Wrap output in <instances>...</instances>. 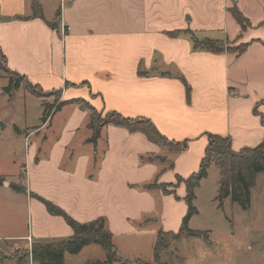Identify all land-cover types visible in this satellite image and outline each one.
<instances>
[{
	"label": "crops",
	"instance_id": "1",
	"mask_svg": "<svg viewBox=\"0 0 264 264\" xmlns=\"http://www.w3.org/2000/svg\"><path fill=\"white\" fill-rule=\"evenodd\" d=\"M34 3L41 8L42 19L32 17ZM233 6L248 20L247 28L241 29L228 12ZM174 31L187 33L171 37ZM215 31L220 35H208ZM189 32L197 39L246 48L239 55L194 51ZM0 55L5 67L43 93L59 92L64 105L49 116L44 140L55 135L61 118L67 120L65 129L70 127L61 137H82L68 162L83 151L87 157H75L72 176L65 174L64 156L52 159L57 161L53 173L61 174L66 185L76 179L78 170L81 175L93 170L89 180L106 181L107 186L113 185L119 170L140 175L144 184L157 177L158 183L175 184L176 176L186 179L198 171L207 135L229 138L234 152L255 148L264 139V0H0ZM180 79L190 87L189 101ZM81 100L95 112L149 120L168 141L187 140V148L165 153L143 134L112 125L102 127L92 144L87 129L91 113L79 108ZM80 147L85 150L80 152ZM40 148L32 149L34 158ZM48 157L43 153L42 159ZM159 157L168 163L163 170ZM148 191L138 198L149 197L148 208H138L140 217L152 209L148 195L158 192ZM157 194L163 211L177 203L172 195ZM174 194L183 200L184 185ZM42 197L62 209L58 199ZM41 208L45 221L55 223L57 217ZM28 232L0 235V252L6 247L3 241L26 242L29 237L32 244L51 237L36 229L33 220ZM70 234L68 229L61 238Z\"/></svg>",
	"mask_w": 264,
	"mask_h": 264
},
{
	"label": "rangeland",
	"instance_id": "2",
	"mask_svg": "<svg viewBox=\"0 0 264 264\" xmlns=\"http://www.w3.org/2000/svg\"><path fill=\"white\" fill-rule=\"evenodd\" d=\"M214 34L220 35L217 31L208 33L209 36ZM10 77L9 70L0 58V224L4 222L5 226L0 230V235L27 234V229L31 234L30 223L33 220L36 229L48 231L46 235L51 236L41 239V242L63 239L61 237L68 231L66 224L59 217L54 220L55 223L46 222V214H43L41 208L44 206L37 199H44L42 194L48 197L51 195L58 199L66 214L77 221L87 223L103 219L105 227L112 234L117 255L128 264H152L153 246L159 230L174 234L181 227V221L187 213L184 199L173 202L175 205L170 211H163V200L155 196L157 193L159 196L161 191L150 192L148 196H152V209L140 217L142 215L138 208L147 209L146 201L149 197L141 201L138 198L149 192L145 188L147 185L161 184L158 183V177L152 183L144 184L140 175L131 174V171L126 174V171L119 170L115 172L117 176L113 185L107 186L106 181L101 183L100 180H89L93 170L83 175L78 170L74 171L76 179L72 183H62L61 174L53 173L55 164L63 156L68 162L71 150L78 147L76 144H79L82 137H61L60 133L64 130L66 133L70 128L65 129L67 120L61 118L57 120L55 135L49 134L44 140L49 126L48 117L42 122L44 110L50 112L60 103V96L43 92L41 97L34 96L25 85L14 91L9 87ZM110 115L96 111L95 121L97 124L106 122ZM39 145H42L41 152H34V158L31 155L32 149ZM82 150L85 148L80 147V152ZM163 151L170 152L164 148ZM43 153H49V157L42 159ZM85 153L83 151L75 157L86 159ZM75 157L66 165L65 174L72 176ZM159 158L163 170L168 163H165V158ZM35 165L38 168L33 170ZM208 171L199 188L194 191L192 204L197 212L187 224L189 229L200 232L199 236L171 241L167 250L161 253L162 261L167 264H264V172L256 176V185L249 193V207L245 210L230 199L219 204L216 200L219 171L214 167ZM10 185L25 190V193L13 194ZM111 196H114L113 202ZM123 200L125 203H122ZM27 238L26 242L3 241L6 247L0 252L1 264H30L32 259L28 254L33 243ZM63 258L64 264L105 260L104 251L96 244L85 246L77 254H65Z\"/></svg>",
	"mask_w": 264,
	"mask_h": 264
},
{
	"label": "trees",
	"instance_id": "3",
	"mask_svg": "<svg viewBox=\"0 0 264 264\" xmlns=\"http://www.w3.org/2000/svg\"><path fill=\"white\" fill-rule=\"evenodd\" d=\"M32 12L33 18L42 19L41 8L36 3L32 5ZM228 12L241 29H245L249 26L248 20L238 11L236 6L229 8ZM50 26L56 28V25L53 23H51ZM183 32L187 33V31H174L170 32L169 35L171 37H178ZM189 34L191 36V44L194 51L200 50L212 54L231 51L239 55L246 48V45L231 48L230 46H226V43L220 40H210L206 38L197 39L191 32H189ZM0 58L3 63H5L3 56L0 55ZM9 72L11 75L9 78L11 85H9V87L13 88L14 91L18 90L21 85H25L34 96L41 97L40 94H42V91L37 86H33L23 76L20 77L18 74L11 72L10 70ZM180 80L183 84L184 91L186 92V100L189 101L191 95L190 87L185 79ZM50 94L58 96L59 92H51ZM77 104L80 109L88 110L91 113L87 129L91 132L89 142L92 144L97 142L102 127L112 125L128 130L130 133L136 132L143 134L152 144L158 145L176 154L184 152L187 148V140L185 142L168 141L165 137L159 134L149 120L143 118L140 120L125 119L119 114L111 112L108 113L111 114L109 120L97 124L95 121V110L90 108L82 100L77 102ZM63 105L64 104L60 102L50 112L44 110L45 112L42 117V122H45L46 118H49L52 113L58 112ZM262 124L264 125L263 119ZM207 136L208 143L204 149L205 153L199 163L200 166L197 172L192 173L186 179L176 176L175 184H151L145 187L147 190H160L163 195H172L176 200L179 198L175 196L174 189L181 184L185 187L184 201L187 213L185 217H183L181 227L177 233L172 234L170 232L159 230L153 246L152 264H167L162 261L161 253L167 250L171 241H180L182 238L189 236H199L198 234H200V232L189 229L187 224L188 220L197 212L192 204L195 198L194 191L199 188L202 179L207 176L208 170L212 166L219 171V187L216 198L219 204L222 205L225 199H230L231 202L237 203L242 209L247 210L249 207L250 189L254 188L256 185V176L264 172V139L255 148H245L243 151L234 152L231 150V141L229 138H224L218 135ZM10 186L11 189L18 194L25 193V190L23 191L13 185ZM37 199L43 204L48 214L52 217H59L64 221L68 229H71V234L68 238L57 240L55 242L33 243L28 254L30 259H32L33 264H64L63 257L65 254H77L85 248V246L92 244H96L102 248L105 260L86 264H113L115 262H118L119 264H128L126 260H123L117 255V250L112 242V234L105 227L103 219L99 218L97 221L80 223L50 201L41 198Z\"/></svg>",
	"mask_w": 264,
	"mask_h": 264
},
{
	"label": "built area",
	"instance_id": "4",
	"mask_svg": "<svg viewBox=\"0 0 264 264\" xmlns=\"http://www.w3.org/2000/svg\"><path fill=\"white\" fill-rule=\"evenodd\" d=\"M27 239L30 241V238L29 237ZM30 264H32V260H31V263Z\"/></svg>",
	"mask_w": 264,
	"mask_h": 264
},
{
	"label": "water",
	"instance_id": "5",
	"mask_svg": "<svg viewBox=\"0 0 264 264\" xmlns=\"http://www.w3.org/2000/svg\"><path fill=\"white\" fill-rule=\"evenodd\" d=\"M55 24H57V22Z\"/></svg>",
	"mask_w": 264,
	"mask_h": 264
}]
</instances>
